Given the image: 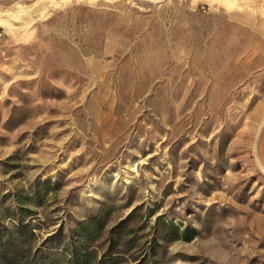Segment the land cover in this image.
<instances>
[{
  "label": "rangeland",
  "instance_id": "1",
  "mask_svg": "<svg viewBox=\"0 0 264 264\" xmlns=\"http://www.w3.org/2000/svg\"><path fill=\"white\" fill-rule=\"evenodd\" d=\"M0 22V264H264V0Z\"/></svg>",
  "mask_w": 264,
  "mask_h": 264
},
{
  "label": "trees",
  "instance_id": "2",
  "mask_svg": "<svg viewBox=\"0 0 264 264\" xmlns=\"http://www.w3.org/2000/svg\"><path fill=\"white\" fill-rule=\"evenodd\" d=\"M12 256H13V257H12V261L14 262L13 264H20V263H19V261L21 260V259H19L20 255H19V254H16V253L14 252Z\"/></svg>",
  "mask_w": 264,
  "mask_h": 264
},
{
  "label": "bare ground",
  "instance_id": "3",
  "mask_svg": "<svg viewBox=\"0 0 264 264\" xmlns=\"http://www.w3.org/2000/svg\"><path fill=\"white\" fill-rule=\"evenodd\" d=\"M0 23H2V22H0ZM1 25V24H0Z\"/></svg>",
  "mask_w": 264,
  "mask_h": 264
}]
</instances>
